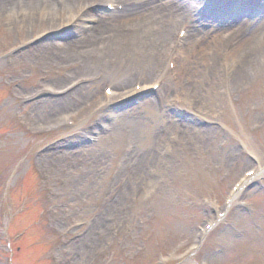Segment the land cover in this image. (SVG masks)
Instances as JSON below:
<instances>
[{"label": "rangeland", "instance_id": "1", "mask_svg": "<svg viewBox=\"0 0 264 264\" xmlns=\"http://www.w3.org/2000/svg\"><path fill=\"white\" fill-rule=\"evenodd\" d=\"M47 1L0 20V264H264V44L254 59L243 48L230 50L235 29L250 21L203 30V0H158L172 11L180 5L171 43L149 39L145 49L86 70L80 57L48 56L84 37L106 0L97 13L96 5L80 6L84 19L69 25L67 9L55 7L63 27L57 31L46 25L44 10L36 11ZM29 12L39 22L24 23ZM263 31L264 24L258 38ZM173 54L177 83L120 113L104 131L112 114L105 108L122 95L109 76L121 71L125 95L138 82L167 83ZM106 86L119 91L108 106ZM129 147L135 152L128 171L119 172L115 161ZM257 163L263 172L208 232L201 251L189 253L200 229L217 218L214 204L223 208ZM8 233L14 251L17 233L26 234L17 244L25 252L13 261Z\"/></svg>", "mask_w": 264, "mask_h": 264}, {"label": "bare ground", "instance_id": "2", "mask_svg": "<svg viewBox=\"0 0 264 264\" xmlns=\"http://www.w3.org/2000/svg\"><path fill=\"white\" fill-rule=\"evenodd\" d=\"M37 1L0 0V20L3 18L8 19L11 17L12 12H16V15H20L23 12L21 9L24 7L32 8ZM155 1L156 0H119L120 4H123L124 6L122 12L107 16L105 20L101 21L99 23L100 25L98 24L96 28L92 29L90 34L83 40L75 41L72 45L64 47L59 53L56 51L54 54L51 53L48 57L53 62L63 60L73 61L78 60V57H80V59L88 60L87 63H83V66L87 67L86 70H90L88 66L98 68L100 65L103 67V63L106 62L110 55L126 57L133 51L145 49L150 43H155L156 40L160 42L163 41L162 46L171 43L170 30L173 27L176 15L174 12L180 9V5H177L172 11L166 7L167 2L165 3V6L160 7ZM129 2H131V4L127 5ZM74 3H76V5H74ZM82 5L90 8L96 5L95 8H92L93 10H91L93 13H96V10L102 5V0H61L60 2L48 0L47 7L41 9L37 8L38 10L36 9V11L44 10L46 25L49 27L51 25L52 29L57 31L61 30L59 28L63 27H60L61 20L57 18L59 15H56L55 7L67 9L68 19L66 21L68 23L65 25H69L74 18L79 17V12L77 10ZM132 7L133 9L128 11V9ZM245 14H249V12L245 10ZM21 17L23 18V22H28V24L35 23V20L39 22L38 18H40L36 16L35 12L22 14ZM237 22L236 26L242 25V18ZM242 29H240L238 33L243 31ZM255 32L256 31H253L248 37H246L248 39L244 38V40H241L238 45L241 47L240 50L242 48L244 49V57L248 59H254L257 50L262 48L264 44V42L260 41L261 39H264V35L258 38V34L255 36L253 35L256 34ZM244 34L245 31L241 36ZM149 39H151V42L148 44L147 41ZM256 41L259 42L258 45H254ZM260 53L261 51H258L257 56ZM120 72H118L116 76L119 80H117L114 75L109 76V80L113 81L118 87H122V85L126 83V80H120L123 79ZM129 95H132V93ZM92 246L93 244H86V247L89 248H87V250H91L90 247Z\"/></svg>", "mask_w": 264, "mask_h": 264}]
</instances>
